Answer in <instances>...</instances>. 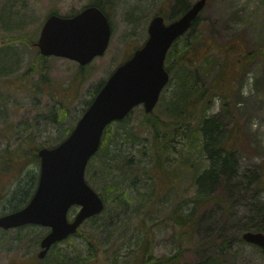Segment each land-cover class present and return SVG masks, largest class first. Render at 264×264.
Masks as SVG:
<instances>
[{
  "label": "rangeland",
  "instance_id": "374dc122",
  "mask_svg": "<svg viewBox=\"0 0 264 264\" xmlns=\"http://www.w3.org/2000/svg\"><path fill=\"white\" fill-rule=\"evenodd\" d=\"M91 1L94 0H0V12L7 10L12 14L11 19L13 18L12 22L6 20L0 23V40L15 39L19 34H32L39 28L36 42L43 23L52 11L67 16L72 12H81ZM183 1L193 6L199 0ZM109 2L113 35L106 54L86 67L82 75L79 65L75 62L55 57L47 58L49 79L52 84L43 85L44 93L36 90L29 94H16L8 104L6 114L2 117L0 115V190L5 189L3 197H0V216L10 214L12 206L18 204L17 199H20L21 195L14 199V194L18 190L25 191V195L29 193L32 197L40 176V164L32 162L28 164L27 169L31 172L30 176L26 173L23 176L7 174L8 166H4V156L1 155H5L8 149L14 150L29 137L35 140L32 147L42 149L41 146L45 144H54V140L65 130L70 129L72 132L93 102L98 87L106 83L111 74L146 43L153 17L160 13L161 8L169 12L176 4V0H109ZM16 15L25 18L27 28L23 32L16 31V26L19 25L16 24L18 19ZM198 30L214 47L210 57H218L220 49L234 47L233 50H227L229 52L225 55L232 59L242 53L244 59L247 52L264 49V0H209L201 15ZM37 51L35 47L24 49V69ZM225 55L221 54V59ZM242 69L243 66L236 69L235 74L227 70L230 77L228 82L232 81L230 87L223 86L218 91L222 89L226 91L229 99L225 100L223 95L212 97L208 102L210 108L207 113V116H219L224 119L226 131L236 134L237 137L240 166L237 190L241 198L236 206L235 216L230 218L218 212L209 213L200 222L196 220L197 227L192 235L183 237L176 224L170 220V214L181 202L183 211L187 212L190 209L185 204L196 193L192 175L186 174L183 170L172 183L173 188L169 187L171 184L169 181L164 189L163 182L160 183V187L155 184L158 180L153 174L154 184L149 185L147 180L151 177L145 176L144 172L134 180V185L119 172L116 176H97L93 182L89 181L86 174L88 184L103 195L118 214V218L111 223L107 221L109 218L100 220L95 225L86 222L82 229L92 231L107 250L118 251L120 260L133 252L136 242L149 235L154 241V254L157 257L169 258L181 252L182 263H196L211 249L219 252L216 246L227 239L232 241L230 244L232 264H264V258L258 249L238 241L240 238L238 223L249 215V202H246L249 201L250 190L254 186V171L261 173V182L264 183V60L257 57L244 70ZM216 75L215 68H210L205 76V88L214 86ZM50 86L53 88L52 91ZM172 92V89L165 92L166 100L159 103L153 114L162 121H172L175 124L173 122L175 114L181 111L179 109L168 115L167 102L172 97ZM51 93L56 94L60 101L61 99L64 101L67 110L64 119H61L62 116L53 117L48 114L52 104L49 100ZM144 115L146 114L142 106L136 108L128 120V125L138 128ZM193 116L194 121L201 117L200 114ZM116 128L117 125L113 124L112 131ZM142 134L145 143L151 144V131L143 130ZM176 141L181 140L177 138ZM176 148L177 153L172 154L175 164L182 160L178 151L183 149V143H176ZM121 149L125 150L127 155L129 153L136 155L133 165L139 163L140 168L149 166L148 157L141 156L138 153L139 148L127 150L126 145H121ZM27 150L29 151V148ZM187 155L189 154L185 156ZM194 163L195 160L192 158L190 166ZM119 182L123 184L119 190L126 193L130 200V203L123 205L121 209L117 208L120 203L118 195L109 190L110 186ZM258 201L264 204V190L260 193ZM79 210V207L71 210L70 221ZM109 213L112 214L113 210L111 209ZM104 221L107 223L104 224ZM48 232L47 228L36 226L11 231L0 230V264H26V260H30L35 251L36 255L39 252L36 241L38 239L41 241ZM58 248L65 251L71 248V252L72 248H76L89 254L87 245L80 238H73L71 244H60ZM110 258L113 259L112 255Z\"/></svg>",
  "mask_w": 264,
  "mask_h": 264
},
{
  "label": "trees",
  "instance_id": "16d2710c",
  "mask_svg": "<svg viewBox=\"0 0 264 264\" xmlns=\"http://www.w3.org/2000/svg\"><path fill=\"white\" fill-rule=\"evenodd\" d=\"M91 6L101 9L110 19L109 7L111 4L109 0H94L85 8ZM190 8L191 6L183 0H176L175 6L169 12L161 8L160 13L156 16L161 15L166 20L174 21L184 15ZM78 13L72 12L64 17H73ZM50 15L60 14L58 11H52ZM201 15L192 29L174 43L166 59L165 67L171 78L169 85L162 93L160 102L166 100L164 98L165 92L172 89V97L167 102L168 115L170 112L173 114L174 111H179V109L181 111L175 114V120L173 121L175 124L172 121H162L151 114L144 115L138 128H133L128 125L130 115L123 122L116 123L117 128L115 131H112V125L106 129L100 151L90 161L87 169L90 182H93L97 176H116V173L119 172L125 179H130L134 185V180L140 176L141 172H144L145 176L151 177L147 180L149 185L154 184L153 174L158 180L155 184L160 187V183L163 182L164 189L169 181L171 182L169 187L173 188L172 183L183 173V170L186 174L192 175L196 193L185 204L190 209L187 212L183 211V202H181L174 207L172 214H170V220L176 224L183 237L192 235L197 227L196 220L200 222L209 213L218 212L230 218L236 215V206L241 198V194L237 190L240 178L237 137L236 134L226 131L224 119L219 116H207L210 108L208 102L216 95H223L225 100L229 99V94L226 91L223 89L218 91L220 87H230L232 81L228 82L230 77L227 70L235 74L236 69L243 66L242 70H244L257 57L264 60V49L249 51L244 59H242L244 55L242 53L239 57L230 59L225 53L227 54L234 47L226 50L220 49L218 57H210L209 55L213 52L214 47L203 38L198 30ZM11 17V12L1 11L0 23L6 20L12 22L13 18L11 19ZM17 17L16 24L19 25L16 26V31L23 32L27 28V24L24 23L25 18ZM38 31L39 28L32 34H19L15 39L3 38L0 40L1 117L6 114L8 104L16 97V94H29L36 90L42 93L43 85L52 84L49 79L50 71L47 58L41 56L38 51L24 69V49L34 47ZM221 54L225 55L223 59H221ZM210 68H215L217 75L214 79V86L210 85L205 88V76ZM79 71L82 75L85 69L79 67ZM235 81L236 79L233 82ZM19 82L20 85H18ZM104 84L102 83L98 87L96 95ZM49 88L51 91L53 90L52 86ZM49 100L52 104L49 107L48 114L53 117L62 116L61 119H64L67 116L64 101L62 99L60 101L59 97L53 93H51V96L49 95ZM205 105L206 108H204ZM194 114L196 116L197 114L201 115L198 121H194L192 118ZM143 130H149L152 133V142L149 145L145 143ZM70 132V129L65 130L54 140V144H45L41 148L44 146L47 148L57 146L64 141V137L68 136ZM177 138L181 141L177 142ZM34 141L33 137H29L14 150L8 149L5 151V155H1L4 156V166H8L6 167L7 174L23 176L26 173L28 176L31 175V172L27 171L28 164L30 162L40 164L38 156L40 149L32 147ZM180 142L183 143V149L178 152L182 160L175 164L172 154L177 153L176 143ZM121 145H126L127 150L139 148L138 153L143 157H148L149 166L140 168L139 163L133 165L136 155L131 153L127 155L126 151L121 149ZM187 153L189 155L185 156ZM192 158L195 163L190 166ZM253 175L254 186L251 187L252 190L249 189L251 193L249 201L246 202H249V215L238 223L240 232L238 241L244 245H250L242 239L244 233H264V204L258 201L260 193L264 190V183L261 182L262 175L259 171H254ZM122 182L109 187V190L115 192L120 199L118 209L130 203L128 195L119 190L123 185ZM4 190H0L1 198ZM21 191L18 190L14 194L15 200L20 197L19 195H21L20 199L22 195L24 196L21 200L17 199L19 202L17 205L12 206L10 213L26 207L33 197H31V194L27 193L25 195V191ZM100 196L104 199L103 195L100 194ZM104 201L106 203L105 212L90 219L89 223L95 225L100 220L107 218H109L107 221L111 223L118 218V214L115 213L109 202L106 199ZM111 209L113 210L112 214L109 213ZM105 214H108V216H105ZM107 221H104V224ZM73 238L82 239L87 245L89 254L76 248H72L73 252H71V248H68L67 251L60 250L58 245H55L44 260H39L35 251L30 260H26V264H232L230 250L232 241L227 239L216 246L219 252L211 249L196 263H182L181 252L169 258L157 257L154 254V241L149 235H145L141 241L136 242L133 252L125 255L122 260L119 259L120 254L118 251L111 252L103 247L101 240L92 231H84L81 227L76 235L62 244H71ZM39 245L40 241L38 239L36 248ZM253 247L258 249L264 258V249L257 246ZM111 255L113 259L110 258Z\"/></svg>",
  "mask_w": 264,
  "mask_h": 264
},
{
  "label": "water",
  "instance_id": "95a60500",
  "mask_svg": "<svg viewBox=\"0 0 264 264\" xmlns=\"http://www.w3.org/2000/svg\"><path fill=\"white\" fill-rule=\"evenodd\" d=\"M207 3L199 0L169 24L162 16L152 19L145 45L114 71L71 135L55 148L39 150L37 190L25 208L0 216V229H50L40 243L38 258L44 260L54 245L104 212L103 199L86 181L89 162L99 152L111 124L125 120L139 106L147 115L154 112L170 82L165 69L167 55L174 43L191 30ZM112 35L109 18L94 6L69 18L49 16L34 46L43 57L70 60L85 68L105 55ZM74 207H80V211L70 221L69 212ZM243 240L264 249V233L246 232Z\"/></svg>",
  "mask_w": 264,
  "mask_h": 264
}]
</instances>
